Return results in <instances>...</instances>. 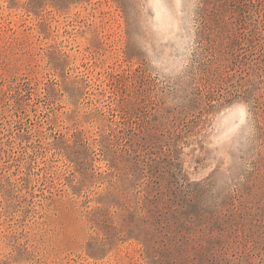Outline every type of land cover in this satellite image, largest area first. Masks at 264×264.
Instances as JSON below:
<instances>
[{
    "label": "rangeland",
    "instance_id": "rangeland-1",
    "mask_svg": "<svg viewBox=\"0 0 264 264\" xmlns=\"http://www.w3.org/2000/svg\"><path fill=\"white\" fill-rule=\"evenodd\" d=\"M0 264H264V0H0Z\"/></svg>",
    "mask_w": 264,
    "mask_h": 264
}]
</instances>
